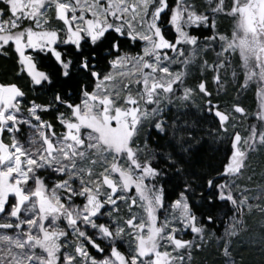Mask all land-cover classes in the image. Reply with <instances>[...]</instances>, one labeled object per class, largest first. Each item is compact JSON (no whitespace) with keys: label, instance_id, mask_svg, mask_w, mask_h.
<instances>
[{"label":"snow or ice","instance_id":"6c2138e0","mask_svg":"<svg viewBox=\"0 0 264 264\" xmlns=\"http://www.w3.org/2000/svg\"><path fill=\"white\" fill-rule=\"evenodd\" d=\"M237 54L231 80L258 100L247 135V110L208 87L226 90ZM0 58L15 70L0 82V264H193L221 223L237 264L246 217H264V185L240 183L264 149V0H0ZM205 137L220 167L199 158ZM254 243L264 253V232Z\"/></svg>","mask_w":264,"mask_h":264},{"label":"trees","instance_id":"16d2710c","mask_svg":"<svg viewBox=\"0 0 264 264\" xmlns=\"http://www.w3.org/2000/svg\"><path fill=\"white\" fill-rule=\"evenodd\" d=\"M15 76V70L13 67V62L11 60H6L4 58H0V82H13V77ZM241 79V77H240ZM240 82V80H239ZM189 83H194V81H189ZM208 85H210L208 81ZM230 88V87H229ZM256 87H251L248 92L241 94L242 96H238V100L241 101V103L244 104L245 107H247L248 113L253 112L256 108ZM235 87L232 89H229L227 93L223 96L225 100H223L224 104H229L233 97H235ZM30 96H36L39 95L40 100L38 102L44 101L49 99L48 95H45L44 93H29ZM220 99V98H219ZM228 100V101H227ZM213 102H218L220 104L221 99H216L215 95L213 94ZM223 107L221 106V109ZM252 122L251 120L248 121V124ZM207 143L204 144L203 148L201 149V152L198 154L199 158L204 163H212L214 167H220L223 160H224V146L223 145H216L213 144L211 139L205 137ZM171 173L169 176L171 177ZM179 183L180 181L175 179H169V182L166 184V190L169 194L172 195V198H175V195L179 191ZM254 218V219H253ZM257 218L253 215L251 217H247V221H250V224H252V220H256ZM251 228V225H250ZM250 230V229H249ZM213 232L215 235H220L223 233V224L216 226L213 228ZM246 234L243 233V236ZM189 236V235H188ZM248 236V234L246 235ZM209 238V237H208ZM253 247H250L248 250L244 249L243 247H240L239 251H235L236 248L233 247V256L237 260V264H264V254L263 255H257L255 249H252ZM194 260L193 264H224V258L220 251L217 250V246L213 244V242H210V244L206 245V247L200 251L193 253Z\"/></svg>","mask_w":264,"mask_h":264},{"label":"rangeland","instance_id":"374dc122","mask_svg":"<svg viewBox=\"0 0 264 264\" xmlns=\"http://www.w3.org/2000/svg\"><path fill=\"white\" fill-rule=\"evenodd\" d=\"M217 23L220 25V28H221V31L222 32H225L227 34H230L231 31H232V27H233V22L230 20V19H227V18H221V19H218L217 20ZM208 59L211 61L213 59H215V53L214 52H210L209 55H208ZM231 60H232V68H229L227 71H228V76L226 78V82H227V87H226V90L225 89H221V93L219 96L216 95V87L215 85L212 84L211 82V74H209V83L210 85H208L209 89L212 91V93L215 95L216 99L220 100L221 99V102H220V106H222V110H224L225 108H227L229 111L231 110L232 106L235 105V104H240L241 106H243L246 110H247V107L244 106L243 103H241V101L238 100V96H242V94L246 93L249 91V89H251V87H256L255 85H251L247 90H241L237 83L236 82H233L231 80V72L234 68L238 69L239 68V65H240V61H239V56L238 54L237 55H234L231 57ZM221 75H222V78H224V70H221ZM238 77H239V80H240V84L243 83V77H242V73L238 71ZM241 77V79H240ZM230 87V88H229ZM235 87V97H233V99L229 102L228 100V103L229 104H224L223 103V100H225V98L223 97L227 91H229V89H232ZM256 90V89H254ZM238 95V96H237ZM220 98V99H219ZM258 109V100H256V108L253 112H249L248 113V110H247V116L246 117H241L240 118V121L238 122L239 126H238V131L241 132L242 135H247V129H248V126L250 124H255V123H258L256 120H255V113ZM252 121L248 124V121ZM231 131V129H230ZM249 176H252L253 177V181L252 182H249L248 181V177ZM240 183L242 184H247L250 188H255L258 184L260 185H264V149H261L259 152L257 153H251L249 158H248V168L245 170L244 172V176L242 177ZM163 216V214H162ZM256 217L257 219L256 220H252V224H250V221L248 222V227H249V231L246 232L245 234L248 236H243V233H241V236L239 238V241L238 242H234L233 243V247L236 248L235 251H239L240 247H243L245 250L249 249L250 247H253L252 249H255L256 251V254L257 255H263L264 253L260 252V251H257L256 248H257V244L254 243L256 241H259L261 239V233L264 232V228H262L261 226L264 225V217H262L260 214L256 213L253 215V217ZM247 219V217H246ZM254 219V218H253ZM250 225H251V228H250ZM216 235H212L208 238V243H206V245L210 244V242H213V244L216 245V238H215ZM185 239H191V235H186L184 237ZM250 241H252L253 243H250ZM242 242V243H241ZM205 245V247H206Z\"/></svg>","mask_w":264,"mask_h":264}]
</instances>
